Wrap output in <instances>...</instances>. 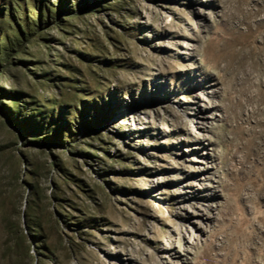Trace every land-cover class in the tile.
I'll list each match as a JSON object with an SVG mask.
<instances>
[{
	"label": "rangeland",
	"instance_id": "rangeland-1",
	"mask_svg": "<svg viewBox=\"0 0 264 264\" xmlns=\"http://www.w3.org/2000/svg\"><path fill=\"white\" fill-rule=\"evenodd\" d=\"M193 1L0 0V264L165 263L194 102L222 195L189 264H264V0Z\"/></svg>",
	"mask_w": 264,
	"mask_h": 264
},
{
	"label": "bare ground",
	"instance_id": "bare-ground-1",
	"mask_svg": "<svg viewBox=\"0 0 264 264\" xmlns=\"http://www.w3.org/2000/svg\"><path fill=\"white\" fill-rule=\"evenodd\" d=\"M209 0H201V1H193L192 4L195 6L194 8L198 10V14L202 17H207V13L204 11V6H210L207 2ZM215 83L212 82L210 86L215 87ZM210 94V97L217 94V90H210L206 92ZM202 100L205 99L202 97ZM193 120H191L190 129L188 132L194 136V143L190 146V152L193 154L192 156L198 155V150L202 147L204 158L199 159L198 157L194 159L193 157L189 158V162H195L202 164L199 169L195 170H186V172L194 173L193 178L185 184L188 188V193L196 194L197 189H202L205 193L202 197L201 194L194 195H186V197H182V200L187 202V204H192V199L196 198L198 200L205 201V204L202 205L205 209L200 208V212L186 210V215H182V221L187 222L183 227L185 228V232L181 231L177 235L179 241L175 243H168L167 247L164 248L166 254L164 255L163 264H189L191 263V253L192 248L196 246V244L202 243L204 240L199 235L206 236L208 230L212 228V224H214L217 219V209L214 206V200L222 195L221 189L217 188L220 183V178L216 174L218 171V163L216 162V155L218 154L213 148V141L211 139V126H214L216 122H211V120L216 121L217 118L220 119V109L218 106L208 104L204 107L202 104L195 103L190 108ZM206 110L211 111V115L206 113ZM195 118V120H194ZM211 122V123H210ZM184 142H189L187 139L183 140ZM205 162V163H204ZM200 173L199 175L195 173ZM195 190V191H194ZM205 197V198H204ZM200 201V202H201ZM207 208V209H206ZM182 230V229H181ZM120 262H123L120 259Z\"/></svg>",
	"mask_w": 264,
	"mask_h": 264
}]
</instances>
